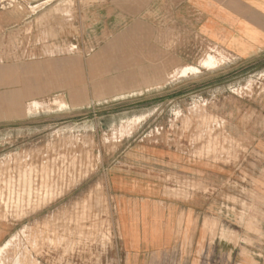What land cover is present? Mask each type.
Returning <instances> with one entry per match:
<instances>
[{
    "label": "rangeland",
    "instance_id": "obj_1",
    "mask_svg": "<svg viewBox=\"0 0 264 264\" xmlns=\"http://www.w3.org/2000/svg\"><path fill=\"white\" fill-rule=\"evenodd\" d=\"M18 6L0 9V67L10 70L0 72V223L11 229L0 264H124L110 177L143 147H178L202 166L155 171L164 196L203 195L204 227H220L221 243L264 246V52L237 59L197 42L191 66L138 90L146 76L103 73L107 61L77 43L39 58L17 32L5 37Z\"/></svg>",
    "mask_w": 264,
    "mask_h": 264
},
{
    "label": "crops",
    "instance_id": "obj_2",
    "mask_svg": "<svg viewBox=\"0 0 264 264\" xmlns=\"http://www.w3.org/2000/svg\"><path fill=\"white\" fill-rule=\"evenodd\" d=\"M14 3L22 17L3 22L5 37L17 32L24 48L33 44L39 58L54 57L48 50L55 43H77L82 54L88 56L90 49L92 57L107 61L103 73L146 76L148 86L138 90L161 88L155 86V76L191 66L185 62L197 42L220 46L237 59L264 52V0H1L0 9ZM109 60L117 71L109 69ZM34 82L32 76L26 79L28 86ZM5 84L0 79V86ZM136 156L110 177L124 264H264V246L221 243L220 227H204L208 203L203 195L164 196L155 167L196 176L202 167L196 160L192 163L178 147L164 146L143 147ZM10 230L0 223V248ZM212 234L216 236L209 241Z\"/></svg>",
    "mask_w": 264,
    "mask_h": 264
}]
</instances>
